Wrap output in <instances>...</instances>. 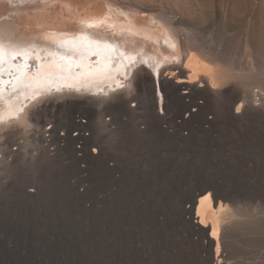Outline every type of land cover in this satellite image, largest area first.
I'll return each instance as SVG.
<instances>
[{
    "label": "bare ground",
    "instance_id": "obj_1",
    "mask_svg": "<svg viewBox=\"0 0 264 264\" xmlns=\"http://www.w3.org/2000/svg\"><path fill=\"white\" fill-rule=\"evenodd\" d=\"M0 47V125L34 119L43 126V104L60 107L43 94L69 104L74 97L70 119L54 129L75 127L77 135L59 138L56 155L86 160L96 180H117L125 169L109 163L110 137L152 139L186 169L178 205L155 218L170 221L186 264L229 263L249 206L220 186L264 193V0H0ZM83 115L86 124L76 119ZM45 157L41 151L34 163L41 167Z\"/></svg>",
    "mask_w": 264,
    "mask_h": 264
},
{
    "label": "rangeland",
    "instance_id": "obj_2",
    "mask_svg": "<svg viewBox=\"0 0 264 264\" xmlns=\"http://www.w3.org/2000/svg\"><path fill=\"white\" fill-rule=\"evenodd\" d=\"M43 96H51L50 102L60 106L55 109L43 104L39 113L47 119L43 126L34 119L0 125V176L5 183L0 193V264H186L189 254L170 221L154 216L157 210L169 213L178 205L179 182L186 172L183 161L174 160L171 152L160 150L152 139L129 140L116 135L106 146L110 165L116 163L121 171L125 168L122 176L96 180L86 160L71 163L56 155L63 143L58 139L69 130L64 126L54 129L55 125L68 122L76 99L70 97L69 104L59 94L54 97L47 92ZM107 105L109 100L99 107ZM110 116L105 113L103 118L110 121ZM76 119L83 124L88 121L86 115ZM76 132L71 127L70 135L75 137ZM85 134L89 135V130ZM78 144L81 146L78 142L74 146L80 149ZM41 151L46 157L40 167L33 157ZM7 162L10 166L5 171ZM74 166L79 172L72 174ZM263 183L262 178L260 185ZM25 189L33 198H22ZM204 191L215 193L211 186ZM220 193L237 199L241 196L239 200L244 199L241 201L250 207L240 216L243 227L234 234L231 250L235 253L228 264H264V193L241 192L229 185H221ZM193 216L191 220H198ZM147 218H151L149 222ZM134 238L142 239L137 242ZM133 243H137L134 248Z\"/></svg>",
    "mask_w": 264,
    "mask_h": 264
},
{
    "label": "snow or ice",
    "instance_id": "obj_3",
    "mask_svg": "<svg viewBox=\"0 0 264 264\" xmlns=\"http://www.w3.org/2000/svg\"><path fill=\"white\" fill-rule=\"evenodd\" d=\"M11 2V0H10ZM20 3H23L24 0H19ZM24 53L23 52H18V53H15V55H23ZM13 56V58H14ZM3 63H4V49L2 47H0V75L3 74ZM4 84V81L3 80H0V99H2V96H3V90H2V85ZM239 110V109H237Z\"/></svg>",
    "mask_w": 264,
    "mask_h": 264
}]
</instances>
